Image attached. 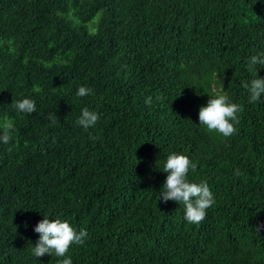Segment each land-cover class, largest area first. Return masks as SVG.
Here are the masks:
<instances>
[{
    "label": "trees",
    "instance_id": "16d2710c",
    "mask_svg": "<svg viewBox=\"0 0 264 264\" xmlns=\"http://www.w3.org/2000/svg\"><path fill=\"white\" fill-rule=\"evenodd\" d=\"M260 52L264 0H0V264L63 259L32 255L44 215L87 230L72 264H264V96L242 86ZM213 90L240 105L227 138L200 125ZM173 152L214 194L199 224L159 200Z\"/></svg>",
    "mask_w": 264,
    "mask_h": 264
},
{
    "label": "clouds",
    "instance_id": "9594fccd",
    "mask_svg": "<svg viewBox=\"0 0 264 264\" xmlns=\"http://www.w3.org/2000/svg\"><path fill=\"white\" fill-rule=\"evenodd\" d=\"M257 65L264 66V52L251 55L247 61V70L254 74V78L250 82L243 81L242 86L248 91L250 102H257L264 96V78L258 76ZM45 67H51V65L45 64ZM212 75L214 80L216 74ZM34 91H39V88L34 86ZM90 91L91 89L86 86H81L76 95L84 97ZM210 94L211 98L207 105L201 106L199 110L200 125L205 126L210 132L216 131L225 138L230 137L236 132L234 122H239L237 113L241 110L240 105L231 102L223 90L221 92L213 90ZM160 99L162 97H156V100ZM145 103L151 106L153 97L147 96ZM12 104L21 113L32 114L36 111V103L31 98L13 100ZM50 119H53L55 123L54 118L50 117ZM98 120L99 116L95 111L84 107L76 123L87 130L95 126ZM13 131V122L7 119L0 122V143L10 144L13 140ZM196 168L197 164L192 162L187 155L173 152L166 157L162 169L168 175L159 193V200L162 198L165 203L173 200L183 204L184 218L189 224L201 223L206 217L207 210L215 203L214 194L206 181L199 183L189 181V170L195 171ZM34 231L39 234V239L32 247V255L38 258L50 254L63 258L58 260V264H72L71 257L66 256L70 246L72 244L84 245L88 237L86 229L81 228L77 231L69 222L50 219L45 215L37 223Z\"/></svg>",
    "mask_w": 264,
    "mask_h": 264
}]
</instances>
